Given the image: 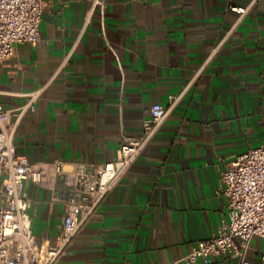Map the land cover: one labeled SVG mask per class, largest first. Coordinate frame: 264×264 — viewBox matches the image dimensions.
I'll use <instances>...</instances> for the list:
<instances>
[{
  "label": "crops",
  "instance_id": "1",
  "mask_svg": "<svg viewBox=\"0 0 264 264\" xmlns=\"http://www.w3.org/2000/svg\"><path fill=\"white\" fill-rule=\"evenodd\" d=\"M97 1L91 10L93 0H44L39 41L16 45L0 65L5 109L42 89L15 136L17 154L49 182L26 183L31 230L52 245L61 229L54 162L70 171L114 161L151 106L185 90L56 262L171 264L227 218L218 192L225 166L264 144V0ZM245 259L264 264V238H252Z\"/></svg>",
  "mask_w": 264,
  "mask_h": 264
},
{
  "label": "built area",
  "instance_id": "2",
  "mask_svg": "<svg viewBox=\"0 0 264 264\" xmlns=\"http://www.w3.org/2000/svg\"><path fill=\"white\" fill-rule=\"evenodd\" d=\"M97 2L93 0L91 10ZM44 6V0H0V65L14 56L16 45L34 46L39 41ZM232 10L245 13L239 8ZM41 91L20 94L25 102L15 108L5 109L0 104V264H56L185 93L171 97L167 107L152 105L141 134L124 138L114 161L75 164L70 171L64 170L61 162L52 164V191L63 207V218L51 245L39 243L32 233L25 192L28 181L48 184L47 174L18 155L15 145L18 126ZM218 186L226 200L227 218L212 236L198 241L189 254L171 264H195L215 255L249 264L245 257L252 238H264V144L236 155L222 171Z\"/></svg>",
  "mask_w": 264,
  "mask_h": 264
}]
</instances>
